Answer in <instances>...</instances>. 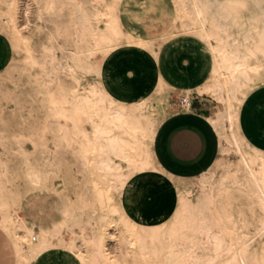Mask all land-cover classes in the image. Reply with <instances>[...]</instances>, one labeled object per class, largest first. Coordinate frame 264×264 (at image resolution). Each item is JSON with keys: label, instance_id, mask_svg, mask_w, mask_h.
<instances>
[{"label": "bare ground", "instance_id": "obj_1", "mask_svg": "<svg viewBox=\"0 0 264 264\" xmlns=\"http://www.w3.org/2000/svg\"><path fill=\"white\" fill-rule=\"evenodd\" d=\"M119 1L112 3L117 5ZM173 1L184 12L182 28L193 33L210 54L209 76L184 94L208 93L219 103L214 116L204 117L217 136L219 154L234 155L235 159L220 175H215L211 167L198 176L199 192L193 200L189 199L188 189L177 190L174 217L158 229H151L131 222L122 202L127 182L145 170H156L166 180H179L159 166L153 152L156 132L166 119L165 115L155 116L163 97L152 104L147 99L122 103L113 100L99 85H81L75 76L76 72H98L90 62L92 54L108 53L110 43L129 39L121 30L116 6L109 0H0V37L7 38L14 48L22 47L26 65L51 67L55 74L57 90L62 93L57 103L69 112L61 113L66 125L50 132L55 146L72 151L85 174L84 193L77 196L80 205L61 201L58 221L47 222L32 213L20 218L16 213L18 197L13 207L4 212L0 230L12 250L14 264H42L63 256L74 264H255V239L241 230L224 199L233 188L250 195L260 211L254 234L264 237V157L255 153L249 157L234 128L236 105L253 85L244 69L247 65L257 69L259 60L264 62V0H248L261 18L262 28L259 39L241 52L219 47L208 32V18L222 8L219 0ZM13 60V55L6 53L0 61V73L10 68ZM7 147L16 150L23 162L26 160L19 148ZM41 157L47 163L45 169L56 173L58 160H50L45 152ZM213 166L219 168V160ZM6 171V166H0V196L4 193L1 178ZM89 172L94 179L88 177ZM25 173L31 188L45 189L35 167L27 168ZM98 191L110 199L103 206L96 203ZM83 194L90 196L89 203L81 200ZM85 215L95 223L89 236L62 234L67 224L75 225L76 217ZM114 215L118 222L110 218ZM117 226L121 231L114 235L112 230ZM34 227L37 237L33 235ZM227 229L230 233L226 234ZM187 234L198 239L188 242ZM201 235L206 238L204 242ZM226 236L230 238L225 239ZM111 239L119 246L114 257L108 252Z\"/></svg>", "mask_w": 264, "mask_h": 264}, {"label": "rangeland", "instance_id": "obj_2", "mask_svg": "<svg viewBox=\"0 0 264 264\" xmlns=\"http://www.w3.org/2000/svg\"><path fill=\"white\" fill-rule=\"evenodd\" d=\"M109 1L112 3L113 0ZM112 4L117 10L119 7L118 21L129 39L110 43L109 51L105 55L95 51L90 62L96 65L98 72H76L79 83L99 85L113 100L122 103L147 99L152 104L163 97V101L155 109V116L167 117L177 113V99L186 96L181 93L182 89L199 86L205 81L207 54L209 59L210 54L193 33L182 28L185 23L182 18L184 12L177 8L173 0H120L117 5L115 2ZM218 5L222 8L216 15L208 18L207 29L219 47L241 52L259 39L261 18L251 9L248 0H219ZM110 18L109 15L107 20ZM99 27H102L101 24ZM6 53L13 55L16 60H13L10 68L0 73V166L7 168L6 174L1 178L4 193L0 196V220L4 212L13 207L18 197L16 213L20 218L32 213L38 214L47 222L58 221L61 201L68 205H80L77 196L84 193L85 174L74 153L57 148L54 135L50 132V129L63 128L66 125L61 113L69 111L57 103L61 100L62 93L57 90V80L51 67L26 65V53L22 47L14 48L7 38L1 36L0 61ZM259 63L257 69L248 65L244 69L253 82L252 87L246 90V95L255 91L264 92V62L259 60ZM189 96L193 99L190 111L201 117L214 116L220 109L219 103L208 93L201 95L193 91ZM7 145L19 148L26 160L23 162L19 153ZM247 150L251 158L254 157L253 152L264 156V152L248 144ZM42 152L48 153L50 160H58L56 173L45 169L47 163L42 160ZM234 159V155L221 156L214 152L204 169L212 166V172L220 175ZM215 160L220 163L217 169L213 166ZM30 167H35L42 176L44 190H35L28 184L25 170ZM88 177L94 179L95 176L89 172ZM196 183L197 179L194 177L180 176L178 181L166 180L158 171L148 169L144 173L135 174L127 182L122 203L131 222L136 221L135 223H141L140 225L148 228L158 229L175 215L177 190L188 189L191 192L189 199L193 200L199 192ZM93 185L96 186V183L93 182ZM101 192L96 194V203L99 206L110 201ZM251 198L247 193L233 188L228 190L224 201L232 217L240 222L241 230L255 239L254 247L259 249L255 264H264V238L254 234L260 211L255 200ZM81 200L87 204L91 198L83 194ZM117 217L110 216L115 222H118ZM94 226L95 223L87 215L77 216L75 225L67 224L62 234L70 237H80L83 234L89 236ZM117 227L118 229L112 230L114 235L121 231ZM224 233L230 231L227 229ZM33 235L37 237L35 227ZM185 238L188 242H193L198 236L187 234ZM199 238L202 242L206 240L203 235ZM112 240L108 241V252L114 257L119 253V246L115 239ZM57 242L53 241L54 244ZM0 264H14L12 250L2 230ZM42 264L74 263L63 256L60 259L53 257ZM207 264L212 263L208 261Z\"/></svg>", "mask_w": 264, "mask_h": 264}, {"label": "crops", "instance_id": "obj_3", "mask_svg": "<svg viewBox=\"0 0 264 264\" xmlns=\"http://www.w3.org/2000/svg\"><path fill=\"white\" fill-rule=\"evenodd\" d=\"M121 30L126 33L123 28ZM207 57L208 68L205 80L209 76L210 69L208 54ZM196 87L198 86L183 88L181 93L184 94L187 89ZM245 95L246 92L236 105L235 132L246 148L248 144L250 147L264 152V92L255 91ZM153 152L159 166L173 177L197 178L212 167L204 169L210 162L213 153L218 155L219 143L205 117L191 111L177 112L167 116L160 124L154 138ZM253 153L261 156L257 152Z\"/></svg>", "mask_w": 264, "mask_h": 264}, {"label": "built area", "instance_id": "obj_4", "mask_svg": "<svg viewBox=\"0 0 264 264\" xmlns=\"http://www.w3.org/2000/svg\"><path fill=\"white\" fill-rule=\"evenodd\" d=\"M192 97H190V99L186 98V97H179L176 101V109L178 110V112H190L191 107H192Z\"/></svg>", "mask_w": 264, "mask_h": 264}]
</instances>
